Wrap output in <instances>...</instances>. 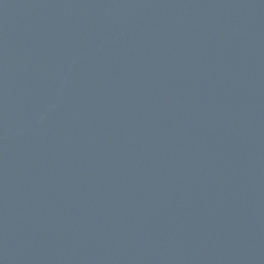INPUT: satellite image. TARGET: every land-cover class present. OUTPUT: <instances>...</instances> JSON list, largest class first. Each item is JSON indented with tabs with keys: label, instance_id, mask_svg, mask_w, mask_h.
Returning <instances> with one entry per match:
<instances>
[{
	"label": "water",
	"instance_id": "95a60500",
	"mask_svg": "<svg viewBox=\"0 0 264 264\" xmlns=\"http://www.w3.org/2000/svg\"><path fill=\"white\" fill-rule=\"evenodd\" d=\"M0 264H264V0H0Z\"/></svg>",
	"mask_w": 264,
	"mask_h": 264
}]
</instances>
